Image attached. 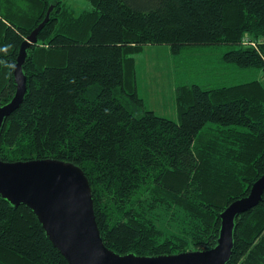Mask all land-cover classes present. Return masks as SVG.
I'll return each mask as SVG.
<instances>
[{"label": "trees", "instance_id": "obj_1", "mask_svg": "<svg viewBox=\"0 0 264 264\" xmlns=\"http://www.w3.org/2000/svg\"><path fill=\"white\" fill-rule=\"evenodd\" d=\"M86 1L75 11L65 0H0V105L15 91L20 44L53 7L27 49L26 92L6 118L0 159L80 166L103 243L119 254L212 247L219 213L264 173V0ZM201 44L226 47L224 63L261 78L177 84V121L148 108L138 54L163 45L174 57ZM0 264H67L35 214L1 196ZM226 264H264V191L236 217Z\"/></svg>", "mask_w": 264, "mask_h": 264}, {"label": "water", "instance_id": "obj_2", "mask_svg": "<svg viewBox=\"0 0 264 264\" xmlns=\"http://www.w3.org/2000/svg\"><path fill=\"white\" fill-rule=\"evenodd\" d=\"M43 20L20 44L13 66L15 91L0 105V134L6 118L19 106L26 92L23 62L30 44L48 21ZM264 191V173L249 193L232 201L219 213L220 226L215 244L203 250L141 256L119 254L103 243L93 211L89 181L82 168L55 158L5 161L0 159V196L11 206L26 205L37 217L45 236L67 264H226L234 248L236 217L255 207Z\"/></svg>", "mask_w": 264, "mask_h": 264}, {"label": "rangeland", "instance_id": "obj_3", "mask_svg": "<svg viewBox=\"0 0 264 264\" xmlns=\"http://www.w3.org/2000/svg\"><path fill=\"white\" fill-rule=\"evenodd\" d=\"M65 2L75 11L90 8L86 0H65ZM15 7L24 10L27 4L16 3ZM225 50L224 46L191 45L186 47L181 54L173 57L167 54L165 46H146L136 57L139 94L144 98L155 86L163 87V96L158 99L157 104H155V98L149 100V97H146V106L155 109L160 115L164 110L168 118L177 121L173 96L176 84L196 83L204 88H211L261 78L262 71L259 69L238 68L224 63L222 54ZM159 65L164 69L160 68L158 73H155ZM160 219L159 224L163 225L165 217L160 215ZM177 224L174 230L179 228L181 220Z\"/></svg>", "mask_w": 264, "mask_h": 264}, {"label": "crops", "instance_id": "obj_4", "mask_svg": "<svg viewBox=\"0 0 264 264\" xmlns=\"http://www.w3.org/2000/svg\"><path fill=\"white\" fill-rule=\"evenodd\" d=\"M161 46H163V45H161ZM153 47H156V46H153ZM165 47H166V46H165ZM166 48H167V54L170 55L168 47H166ZM160 68H161V70L164 69L161 65H159V66L156 68L155 73H158L157 71H158V69H160ZM176 85H177V84H176ZM176 85H175V86H176ZM175 86H174V90H175ZM161 96H163V87H162V86H155L154 88H152V89L150 90V94H149V95L147 94V97H149V100H152V98H155V104H157V101H158V99H159ZM173 96H174V95H173ZM144 102H145V105H146V99H145V97H144ZM150 109H152V108H150ZM152 110H155V109H152ZM175 110H176V108H175Z\"/></svg>", "mask_w": 264, "mask_h": 264}, {"label": "built area", "instance_id": "obj_5", "mask_svg": "<svg viewBox=\"0 0 264 264\" xmlns=\"http://www.w3.org/2000/svg\"><path fill=\"white\" fill-rule=\"evenodd\" d=\"M249 41V40H248ZM247 42V39H244V43H246Z\"/></svg>", "mask_w": 264, "mask_h": 264}]
</instances>
